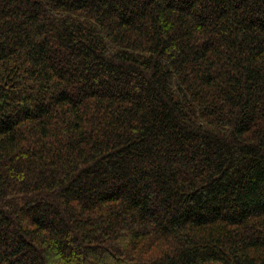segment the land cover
I'll list each match as a JSON object with an SVG mask.
<instances>
[{
	"label": "trees",
	"instance_id": "16d2710c",
	"mask_svg": "<svg viewBox=\"0 0 264 264\" xmlns=\"http://www.w3.org/2000/svg\"><path fill=\"white\" fill-rule=\"evenodd\" d=\"M0 264H264V0H0Z\"/></svg>",
	"mask_w": 264,
	"mask_h": 264
}]
</instances>
